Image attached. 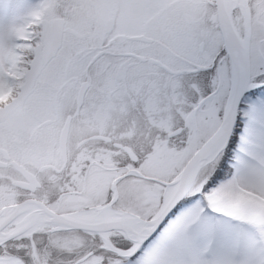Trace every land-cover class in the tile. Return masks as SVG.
<instances>
[{"label":"snow or ice","instance_id":"6c2138e0","mask_svg":"<svg viewBox=\"0 0 264 264\" xmlns=\"http://www.w3.org/2000/svg\"><path fill=\"white\" fill-rule=\"evenodd\" d=\"M0 264H264V0H0Z\"/></svg>","mask_w":264,"mask_h":264}]
</instances>
